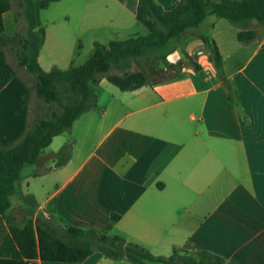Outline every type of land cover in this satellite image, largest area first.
Listing matches in <instances>:
<instances>
[{
    "label": "crops",
    "instance_id": "obj_1",
    "mask_svg": "<svg viewBox=\"0 0 264 264\" xmlns=\"http://www.w3.org/2000/svg\"><path fill=\"white\" fill-rule=\"evenodd\" d=\"M154 1L165 11L177 3ZM137 4L84 0L75 10L72 4L62 11L61 18L70 24L66 33L56 29L62 19H51L48 32L40 16L45 30L40 67L66 69L94 42L147 35L136 17ZM249 28L256 37L243 43L236 26L210 15L179 37L167 64L145 73L148 85L110 90L107 98L97 94L96 105L77 117L69 132L53 137L52 149L42 151L39 171L21 175L16 191L32 209L27 218L41 216L61 226L108 234L114 229L153 255L168 256L178 247L193 255L212 253L224 264H264V25L251 21ZM203 31L216 43L226 84L197 36ZM65 38L70 46L60 56L67 67H44L42 52L48 46L57 54ZM188 56L195 59L178 68ZM167 70L172 77L152 79ZM29 91L24 70L17 69L0 88V144L18 140L34 118ZM67 141L73 142L70 157L55 168L51 158ZM15 194L9 210L19 203ZM111 214L120 219L110 223ZM127 263L97 251L79 263L0 257V264Z\"/></svg>",
    "mask_w": 264,
    "mask_h": 264
},
{
    "label": "trees",
    "instance_id": "obj_2",
    "mask_svg": "<svg viewBox=\"0 0 264 264\" xmlns=\"http://www.w3.org/2000/svg\"><path fill=\"white\" fill-rule=\"evenodd\" d=\"M56 1L21 0L20 14L27 23L26 34L22 37L16 32L5 38L3 15L11 9V2L0 0V88L16 74L6 59L4 47L17 40L20 44L18 65L33 78L28 90H34L36 97L49 106L46 115L37 114L28 122L18 140L0 144V257L79 263L97 251L106 258L125 259L132 264H224L221 257L212 253L200 251L193 255L178 247H173L168 256L153 255L147 248L117 234L65 227L41 216L35 220L28 217L18 224L9 213L10 197L16 193L22 168L36 164L53 137L69 132L75 119L96 105L93 87L102 79L120 91L148 85L150 79L143 70H132L133 60L143 58L167 64V56L177 48L179 37L197 29L210 15L236 26L238 41L248 43L256 37L255 31L249 28L251 21L264 25V0H177L168 11L154 0H138L136 17L147 28V35L125 40L112 38L106 45L94 42L82 63L45 71L37 61L45 36L40 11ZM197 36L207 47L219 80L226 84L215 41L208 34ZM72 145V141H67L58 149L53 167L68 160ZM119 219V215L111 214L109 221L116 223Z\"/></svg>",
    "mask_w": 264,
    "mask_h": 264
},
{
    "label": "rangeland",
    "instance_id": "obj_3",
    "mask_svg": "<svg viewBox=\"0 0 264 264\" xmlns=\"http://www.w3.org/2000/svg\"><path fill=\"white\" fill-rule=\"evenodd\" d=\"M83 1L84 0H61V1H59V3H54V2L50 3L48 6V9L46 11H44V9L41 10L40 11L41 20L44 23V25H48V32H49V25L51 23L50 22L51 19H54L53 20L54 22L61 20L62 19L61 18L62 17V11L70 8L72 6V4L74 6V7H72L73 8L72 10H75V7L80 6V4ZM10 2H11V12L12 13L8 12L4 17V36H5V38L11 37L14 33L17 32L20 36L23 37L26 34L27 23H26L25 19L23 18V16L20 14V12L22 10L21 0H10ZM74 13H76V12H74ZM12 14H14V17L12 16ZM47 20H49V22H47ZM63 20L64 19H62L61 22H57V26H56L57 31L60 33H66L67 29H68V25H70L69 23H66ZM203 34H207L206 31H203ZM64 35L66 36V34H64ZM68 45L70 46V42L67 41L66 38L63 39L60 42V48L58 49L57 54H54V52H51L50 48L47 46L46 49L42 52V56H41V63L44 65V67H51L53 64H55L56 66H58L60 68H62V66L66 68L67 66H64L65 64L63 63L65 59L63 58V56H60V54L62 52H65L68 49ZM104 45H106V44H104ZM19 46H20V44L16 40V42H14V43H8L6 45V48H5L6 55L9 59V61L12 64H14L15 66L18 64L17 54L19 52ZM91 50L90 51H84L83 50L81 53V56L77 57L74 63L75 64L82 63L87 58V56L89 55ZM177 52H180V50H178ZM184 55L186 56L187 54L184 53ZM192 59L194 60L195 58L189 57V56L184 57L182 59L183 61L181 62V65H179V67L178 66L177 67L180 69L186 68L184 66H188L189 60H192ZM163 64L164 63L160 60L159 61H153V60L147 61L143 58H138V59L133 60L132 70H140L141 69V70H144L147 75H150L152 73L154 65L162 67ZM178 64H180V63H178ZM17 66L20 67L19 65H17ZM21 68H23V69L16 67V69L19 72H23V70H24V76L26 78L27 84H28V86H32L33 78L31 77V75H29L26 72L24 67H21ZM194 69H196L195 66H194ZM155 70L156 69L154 68V72H155ZM112 72L115 73L117 71L112 70ZM172 76H173V74H170V71L167 70V71L161 72L158 75H153L152 79L157 81L159 79H162L165 77L170 78ZM93 90H94L96 95L101 94L102 97H106V98L109 97V91L110 90L111 91L115 90L113 92H119L118 88H116L115 86L113 87V85H111L109 82H106V81L99 88H97V86H94ZM27 101L29 103L31 114L33 113L34 116L37 114L46 115L47 109L49 106L35 96L34 90L31 89L29 91V97L27 98ZM53 146L54 145L48 146L44 150H46L48 152L50 149L53 148ZM46 160H48V158H45V161H43V163L46 162ZM51 160H52V162H54L55 158H51ZM47 163H50V162L47 161ZM39 169L40 168L37 165V163L31 164V165H25L21 170V175L31 173L35 170L39 171ZM16 194H18L17 197H16ZM16 194L14 195L15 198H17L16 201H19V203H21L22 207H24L26 209L25 210L20 209L19 203L16 202L12 206V209L9 210V213L15 217L16 223L22 224L27 218V212L29 211L30 206L27 204L26 201L22 200V198H21L22 196L18 191H16ZM114 233H115L114 229L109 231V234H114ZM0 238H1V234H0ZM127 264H132V263L129 262Z\"/></svg>",
    "mask_w": 264,
    "mask_h": 264
},
{
    "label": "built area",
    "instance_id": "obj_4",
    "mask_svg": "<svg viewBox=\"0 0 264 264\" xmlns=\"http://www.w3.org/2000/svg\"><path fill=\"white\" fill-rule=\"evenodd\" d=\"M45 217H47V215H45Z\"/></svg>",
    "mask_w": 264,
    "mask_h": 264
}]
</instances>
